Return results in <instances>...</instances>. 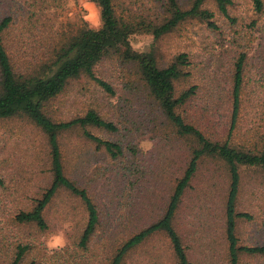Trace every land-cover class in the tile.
I'll list each match as a JSON object with an SVG mask.
<instances>
[{"label":"rangeland","instance_id":"374dc122","mask_svg":"<svg viewBox=\"0 0 264 264\" xmlns=\"http://www.w3.org/2000/svg\"><path fill=\"white\" fill-rule=\"evenodd\" d=\"M166 1L114 0L118 16L137 27L130 37L132 45L152 51L162 67L187 53L189 75L177 81L176 89L179 93L196 85L197 94L185 107L184 116L214 140L264 148V7L259 12L252 0H232L225 15L215 0H207L204 7L214 13L217 29L190 18L155 39L146 27L167 15ZM179 2L190 8L194 0ZM20 5L36 17L28 29L15 25L7 35L24 68L81 28H97L102 23L93 0H0V17ZM242 52L247 58L241 105L231 131L233 74ZM96 72L114 85L115 96L83 75L71 80L46 104L45 111L56 121H67L93 108L119 126L118 131L86 128L120 143L125 153L117 158L85 137L81 128L59 137L67 175L86 187L98 206L97 232L87 248L78 245L87 222L86 208L64 189L45 210L48 229L15 220L17 212L30 210L51 184L50 149L46 134L26 115L0 119V264H13L19 244L28 245L20 264H109L126 234L164 214L196 144L172 133L137 64L111 54ZM131 147L138 150L136 155ZM241 175L238 209L250 212L254 219H239L237 235L242 245H264V170L243 167ZM229 184L225 163L208 158L201 162L175 219L192 264H229L224 213ZM241 261L264 264V256L243 254ZM125 264H175L167 236L153 235L128 254Z\"/></svg>","mask_w":264,"mask_h":264},{"label":"trees","instance_id":"16d2710c","mask_svg":"<svg viewBox=\"0 0 264 264\" xmlns=\"http://www.w3.org/2000/svg\"><path fill=\"white\" fill-rule=\"evenodd\" d=\"M93 1L101 11V26L81 28L61 44L54 45L50 49L51 52L39 59L36 64H25V68L19 62L20 59L15 51L11 49V40L7 35L15 25L21 26L22 30L28 29L29 23H33V19L36 20L35 14L28 11L29 15H26L28 12L20 5L3 11L0 17V119L26 115L42 129L50 149L52 173L51 184L41 197L36 199L35 205L30 210L17 212L15 220L21 223H35L41 230L48 229L45 210L59 190L64 189L77 197L86 208L87 222L80 232L78 245L87 248L96 234L101 223L98 206L88 189L78 185L67 175L59 137L62 132L81 128L85 137L117 158L125 153L120 143L102 139L86 128L96 126L109 131H118L119 126L114 120L105 118L93 108L71 120L56 121L47 114L45 106L58 97L71 80L83 75L95 80L109 95L115 96L117 91L114 85L98 76L96 72V67L112 54L122 62L137 64L142 79L159 106L161 114L167 120L172 133L178 139L195 142L196 145L191 147L187 166L176 179L164 214L137 232L126 234L117 245L109 264H125L128 254L133 249L158 233L167 236L175 264H192L183 236L175 226V219L201 162L207 158L225 163L230 176L224 207L229 264H243L241 261L243 254L264 256V245H242L237 235L239 219H254V215L250 212L238 209L241 169L250 167L264 170V148L235 146L230 140H214L207 136L198 124L187 119L183 113L185 107L194 100L197 86H190L178 93L176 83L189 75L186 71V67L190 65L188 54L181 53L168 66H160L152 51L140 50L132 45L130 37L137 31V27L118 16L114 0ZM206 1L194 0L190 8H183L179 0H167V15L160 22L148 24L146 31L158 39L190 18L205 21L209 27L217 29L218 26L213 20L214 13L204 7ZM252 1L255 9L261 12L264 7L263 0ZM215 2L223 14L229 15L228 6L233 3L232 0H215ZM19 16L21 18L18 23ZM246 58V54L242 52L235 62L231 95L233 124L231 131L240 111ZM180 109L183 112H180ZM129 149L133 155L138 152L134 147ZM0 185H3L1 176ZM27 249L28 245H18L13 264L21 263ZM31 264L37 263L32 261Z\"/></svg>","mask_w":264,"mask_h":264}]
</instances>
